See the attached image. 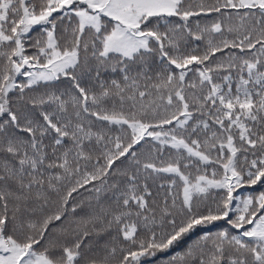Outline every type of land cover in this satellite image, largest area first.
Segmentation results:
<instances>
[{"label": "snow or ice", "instance_id": "1", "mask_svg": "<svg viewBox=\"0 0 264 264\" xmlns=\"http://www.w3.org/2000/svg\"><path fill=\"white\" fill-rule=\"evenodd\" d=\"M257 185L264 0H0V264H264Z\"/></svg>", "mask_w": 264, "mask_h": 264}, {"label": "trees", "instance_id": "2", "mask_svg": "<svg viewBox=\"0 0 264 264\" xmlns=\"http://www.w3.org/2000/svg\"><path fill=\"white\" fill-rule=\"evenodd\" d=\"M255 189L257 191L259 190H264V186H260V185H257L255 186ZM247 191H251V189H245V190H241L242 193H245ZM228 227V225L224 222H218L216 225L213 226L212 230L213 231H216V230H220V229H223V228H226ZM195 237H193L194 239ZM161 258H162V255H161ZM150 264H155V261H150Z\"/></svg>", "mask_w": 264, "mask_h": 264}]
</instances>
